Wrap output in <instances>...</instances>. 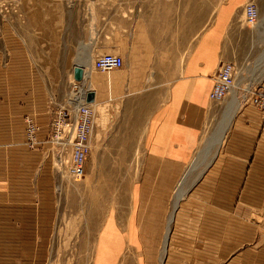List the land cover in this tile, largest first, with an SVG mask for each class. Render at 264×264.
Returning a JSON list of instances; mask_svg holds the SVG:
<instances>
[{
  "label": "crops",
  "instance_id": "crops-1",
  "mask_svg": "<svg viewBox=\"0 0 264 264\" xmlns=\"http://www.w3.org/2000/svg\"><path fill=\"white\" fill-rule=\"evenodd\" d=\"M15 1L21 16L0 23V130L7 132L2 145L12 148L0 154V264H20L25 250L29 257L46 241L40 203L50 192L49 161L40 144L26 147L25 120L39 127L43 142L45 100L63 98L70 82L57 71L59 60L83 68L80 86L99 106L137 100L107 126L91 108L90 154L97 163L118 164L111 178H134L128 205L117 207L125 214L117 210L105 222V235L110 226L113 241L160 243L175 186L193 162L212 108L208 94L217 68L245 62L249 46H264V0H220L218 6L217 0ZM249 1L258 9L255 27L243 20ZM107 52L122 58V68L95 72L93 60ZM84 53L91 63L79 61ZM227 128L218 156L175 212L164 264L188 258L190 264H264L261 116L240 105ZM102 131H112L106 143ZM124 163L135 164L133 172L122 174ZM149 253L158 257L154 249Z\"/></svg>",
  "mask_w": 264,
  "mask_h": 264
},
{
  "label": "rangeland",
  "instance_id": "rangeland-1",
  "mask_svg": "<svg viewBox=\"0 0 264 264\" xmlns=\"http://www.w3.org/2000/svg\"><path fill=\"white\" fill-rule=\"evenodd\" d=\"M219 1L220 0H217V6L219 5L218 3ZM249 3H253L256 6V4L253 1H249L245 3L242 9V14L244 13V8ZM17 14L18 16H21V14L17 11V4L15 0L14 1L0 0V23L5 21L6 19L11 20L12 15L16 16ZM249 47L250 49L249 52L247 53V59H246L247 61L242 62L243 60L239 59L238 62H241L240 64L236 61H235L236 63L233 62H224V63H233L238 68V76L233 91H236L237 100L239 101V107L241 105V108L245 109L246 107L251 106L254 109H256L257 112L259 113L256 106H254V104L252 103V98H253V93H255L258 89L260 88L264 89V77L262 78V81H259V83H255V80L259 79L258 76L262 72V68H264V60H263L264 46H249ZM104 54H114V53L107 52ZM84 55L85 53L83 54V56H81V58H79V61L85 58ZM64 62H66V66L63 65ZM59 63L60 66L57 67L56 69L59 72L60 76L62 77L63 80L68 79L70 81L68 86L65 88V95H66L72 89V83L75 82L73 80L72 66H71V64L73 63V59L59 60ZM70 74L72 76L71 78L69 77ZM80 85L82 84L79 83L78 86ZM82 90L87 91L88 89L84 87V89ZM230 98L231 95H227L220 102L212 103V108L208 116V119L204 124L201 138L194 152L193 160L196 158L197 159L201 158V154L206 146L207 138H209V136L212 133H214L222 123L223 114L230 101ZM64 100H65V96L63 98H55V97L46 98L45 107L47 111L48 122L50 119L51 110L55 107V105H61ZM135 102H137V100L131 99V100H119L116 101L117 104L112 103L113 105L107 103V106H102V105L99 106L97 103L94 104L92 103V104L93 107L97 108L99 112V122L100 123L102 122L104 123V125L106 124L107 126V124H112V122H117L118 119L121 118L124 105L128 106L129 103L130 105H134ZM92 104H88V105H92ZM100 130L101 129L98 126L97 132ZM47 131H48V125H47ZM105 131L101 132L104 143L110 140L107 139V136L111 135L112 132V131H108V132ZM229 131L227 132L226 137L228 136ZM261 131L264 132L262 128ZM6 133L4 132L3 134V132H1L0 130V154H4V155H6V153L12 149L9 146L6 147L2 145L5 142L3 136H6L7 135ZM43 146H42L43 158L46 161H49L50 192L49 194L45 193L43 199H41V203L43 204L41 205L40 203V207L42 206L41 209L44 210L45 219L44 220L40 219V224L44 222L45 226L44 225L41 226L39 232L41 236L42 235L45 236L46 241L44 243H42V241L39 243V247L36 248L37 251L31 253L29 255L30 258L28 257L25 250L26 256H24L23 259H19L18 263L20 264H143V262H145L146 259L147 263L151 261L153 262V264H160V254H161V248L163 245L164 236L161 242L157 244H142V243L131 244V243H127L126 241L127 239L125 237L123 241L120 242L113 241L110 235V226L108 228L109 231L108 234L105 235L104 233L105 232L104 228L107 225L105 222H107L108 220V223L110 224V222L114 220L111 218H115V215H117L116 213L117 210H118L117 212H119L120 214H125L124 210L119 211L117 207H120L122 209L124 205L125 206L128 205L127 204L128 194L132 182L134 181V178L132 179L129 177L116 178V179L111 178L110 177L111 170L113 169L114 166H116L117 168L118 164H112L110 162L97 163L95 162L94 157H92V154H89V157L87 159L84 175L78 179L68 178L56 166L55 161L51 157L50 146L48 144L46 148H44ZM218 151L216 155L211 159L209 166L204 169L200 178L211 166L216 156H218L217 155ZM198 154L200 155V158H198L199 156ZM189 164L190 162L186 165L187 169L191 165ZM133 165L135 164H130V163L119 164L122 174H125L127 170H131V172H133L132 169ZM202 169H203V165L197 168V170L193 174L196 176ZM132 174H135V172ZM198 180L196 179V181ZM193 181L194 179L192 178L190 182L192 183ZM195 182L190 186L186 194L193 187ZM186 194L183 196L181 201L184 199ZM189 196H190V192L187 194L186 197ZM129 200H130V196H129ZM181 201L179 202V205ZM172 203H173V197H172ZM171 213H172V205L169 211V216ZM153 249L155 255H158L156 259L155 258L150 259V255L152 254L149 253V251ZM144 257L145 259H143ZM190 260L191 259L188 258V259H183L182 261L183 264H190L191 262Z\"/></svg>",
  "mask_w": 264,
  "mask_h": 264
},
{
  "label": "built area",
  "instance_id": "built-area-1",
  "mask_svg": "<svg viewBox=\"0 0 264 264\" xmlns=\"http://www.w3.org/2000/svg\"><path fill=\"white\" fill-rule=\"evenodd\" d=\"M243 17L247 26L254 27L258 23V12L253 3L246 5ZM122 66V58L114 54H102L92 64L95 71L102 73L118 70ZM237 76L236 65L221 64L214 75L208 99L213 103L223 100L234 89ZM77 83H72V89L65 95L63 103L55 105L51 110L48 131L43 142L39 143L37 139L39 127L31 119L25 120V145L33 149L38 144H48L58 169L72 179L81 178L85 173L95 125L93 110L86 103L87 94L78 88ZM252 103L260 113L261 128L264 131V89L260 88L253 93Z\"/></svg>",
  "mask_w": 264,
  "mask_h": 264
},
{
  "label": "bare ground",
  "instance_id": "bare-ground-1",
  "mask_svg": "<svg viewBox=\"0 0 264 264\" xmlns=\"http://www.w3.org/2000/svg\"><path fill=\"white\" fill-rule=\"evenodd\" d=\"M263 28H264V26H263ZM85 58L81 60L82 64L91 63V61H92L91 59H87V58L85 59ZM263 60H264V58H263ZM263 77H264V68H262V72L258 76V78L260 79V80L258 79V82L262 81ZM81 82H79V83H81ZM78 88L80 89V86H78ZM82 89H84V88L81 87V90ZM229 95H231V98H230V101L226 107V110L224 111L222 123L217 128V130L214 133H212L209 136V138H207L206 146H205L204 151L201 154V158H200V155L198 154L199 155L198 158H200V159L197 160V158H196L195 160H193L190 167L185 171V174L182 176V178L179 180V182L177 183V185L175 187V190L173 193L172 213L170 214L168 221H167L166 233L164 235L163 245L161 248L160 264H164V258H165V255L167 252V246H168L167 237H169L168 234L170 233L169 228L173 222L174 213L179 206V202L181 201L183 196L186 194V192L188 191L190 186L196 181V179L198 180L200 178L204 169L209 166L211 159L216 155L218 149L220 148V146L222 144L225 131H226V129H228L227 127L229 126L231 120L235 116L236 111L239 107V101L237 100L236 91L232 90L229 93ZM92 103L93 104L96 103L95 100H93ZM92 103H88V104H92ZM93 104L89 105V107L92 108ZM93 113H94V111H93ZM92 138H93V136H92ZM202 165H203V169L195 176L193 173L197 170V168H199ZM192 178L194 179V181L191 183L190 181L192 180Z\"/></svg>",
  "mask_w": 264,
  "mask_h": 264
},
{
  "label": "water",
  "instance_id": "water-1",
  "mask_svg": "<svg viewBox=\"0 0 264 264\" xmlns=\"http://www.w3.org/2000/svg\"><path fill=\"white\" fill-rule=\"evenodd\" d=\"M72 76H73V80L75 82H81L82 79H83V69L78 66V65H75L73 66L72 68ZM94 100L93 98V95L92 94H87L86 96V103H92ZM252 221L256 224H260L261 223V219L257 216H253L252 217Z\"/></svg>",
  "mask_w": 264,
  "mask_h": 264
}]
</instances>
